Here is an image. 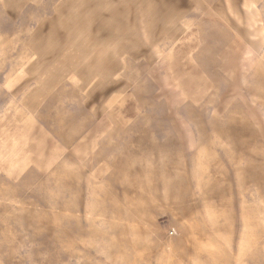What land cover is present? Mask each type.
<instances>
[{"label":"rangeland","instance_id":"obj_1","mask_svg":"<svg viewBox=\"0 0 264 264\" xmlns=\"http://www.w3.org/2000/svg\"><path fill=\"white\" fill-rule=\"evenodd\" d=\"M0 264H264V0H0Z\"/></svg>","mask_w":264,"mask_h":264}]
</instances>
